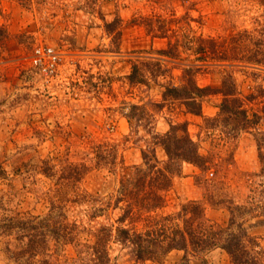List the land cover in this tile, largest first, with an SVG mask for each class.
I'll list each match as a JSON object with an SVG mask.
<instances>
[{"label":"rangeland","instance_id":"rangeland-1","mask_svg":"<svg viewBox=\"0 0 264 264\" xmlns=\"http://www.w3.org/2000/svg\"><path fill=\"white\" fill-rule=\"evenodd\" d=\"M263 11L258 0H0V264H86L85 245L92 244L94 230L145 232L144 219L134 225L118 220L125 204L117 202L118 189L123 176L142 166L143 151L166 160L158 138L171 126H183L207 162L205 168L181 163L164 193L165 205L153 215L173 216L195 202L209 225L225 228L230 211L240 207L245 213L236 211L235 218L256 249H264V161L257 146L264 138V105H250L261 119L238 134L233 125L213 121L222 100L218 94L201 99L200 116L186 113L181 101L162 98L165 86L184 83V70L193 64L201 66L193 78L199 88L217 89L231 72L244 95L264 90V69L200 62L205 55L195 51L200 38L252 30ZM139 16L164 22L165 37L148 33L134 21ZM116 19L109 31L105 24ZM169 43H177L175 55L159 56ZM39 46L61 57L58 73L48 81L30 65ZM133 65L146 85L129 82ZM131 106L144 112L135 113L129 125ZM75 166L83 176L65 179ZM251 204L263 210L249 213ZM92 206L100 209L93 218ZM42 220L50 225L45 231ZM37 230L46 238H36L44 249L33 255ZM71 231L74 243H64ZM113 240L106 252L110 264L184 263L179 250L141 262L132 245ZM187 256L186 264H230L221 248Z\"/></svg>","mask_w":264,"mask_h":264},{"label":"trees","instance_id":"trees-1","mask_svg":"<svg viewBox=\"0 0 264 264\" xmlns=\"http://www.w3.org/2000/svg\"><path fill=\"white\" fill-rule=\"evenodd\" d=\"M258 4L264 8V0H258ZM153 16H139L138 20L134 21L144 25L147 32L152 33L153 37L164 38L167 25L159 19H154ZM118 21L116 19L115 22L105 25L109 31H112ZM176 46L177 43H169L167 49L159 50L157 53L163 58H170L175 55ZM195 51L197 54L205 55L199 59L200 62L210 59L217 64L229 63L231 67L235 65V62H239L245 67L248 65L264 69V11L256 20V27L252 30L237 31L230 37H220L219 39L200 38ZM200 67L193 64L185 69L184 83L180 87L165 86L162 93L163 100L170 98L181 101L186 113L200 116L201 99L218 94L222 100L218 106L217 117L213 119L217 126L233 125V130H238V134L256 126L261 119L260 112L250 108V105H258L257 103L264 105V100H262L264 90L259 89L256 94L244 95L237 89L231 72L223 75L219 88H199L193 78ZM128 79L130 83L146 85V79L144 76H140V68L137 65H133ZM262 108L261 113L264 114V106ZM130 110L131 112L125 118L129 125H132L135 113L141 115L144 110L138 106H131ZM158 143L166 154V160L161 163L154 151H143L141 154L142 166L134 168L132 176H123L118 189L117 202L125 203L118 220L120 222L129 220L130 224L134 225L135 222L144 219L145 232L133 231L132 233L128 228L118 227L113 235L112 231L108 229L103 232L94 230L93 233H90L92 244L86 243L85 245L87 251L84 252L89 256L86 264H110L106 252L109 242L113 239V241L132 245L135 259L141 262L160 260L169 252L179 250L184 253L183 264H186L189 253L199 254L203 251L221 248L229 256L230 264H264V249H256V241L247 234L242 224L235 218L236 211L241 216L245 213L241 214L240 207H235V210L230 211L231 216L225 228L209 225L204 219L202 204L195 202L182 205L179 212L173 216L158 219L153 215L165 205L164 193L171 187L172 179L180 174L181 163H190L205 168L204 165L207 162L198 155L196 144L192 142L183 126H171L170 131L158 138ZM262 145H264V138L257 139L261 163L264 161ZM99 166L100 164H98ZM68 168L69 173L65 179L77 181L83 176V172L78 170L77 166L72 170L70 167ZM209 200L213 201L212 198ZM257 208L264 209V207L262 209L261 206L251 204L246 211L251 213ZM92 209L91 217L93 218L100 209L97 210L95 206H92ZM160 219L162 222L158 224ZM42 222H47V227H44L43 231L50 228L48 221L42 220ZM48 231H50L48 233L50 235L52 230ZM38 235H33V255L44 249V245L37 244L38 239L36 238L45 239L46 234L38 231ZM56 235L59 236V232H56ZM73 236V231L65 233L64 243H74Z\"/></svg>","mask_w":264,"mask_h":264},{"label":"built area","instance_id":"built-area-1","mask_svg":"<svg viewBox=\"0 0 264 264\" xmlns=\"http://www.w3.org/2000/svg\"><path fill=\"white\" fill-rule=\"evenodd\" d=\"M61 57L59 52L48 46L35 48L30 56V65L45 80L52 79L59 71ZM212 177L213 173H209Z\"/></svg>","mask_w":264,"mask_h":264}]
</instances>
